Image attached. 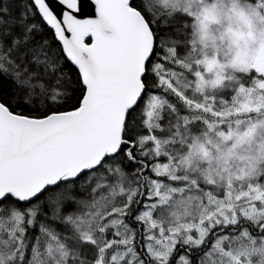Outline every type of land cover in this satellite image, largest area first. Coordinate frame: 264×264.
Segmentation results:
<instances>
[{
  "label": "snow or ice",
  "instance_id": "6c2138e0",
  "mask_svg": "<svg viewBox=\"0 0 264 264\" xmlns=\"http://www.w3.org/2000/svg\"><path fill=\"white\" fill-rule=\"evenodd\" d=\"M0 264H264V0H0Z\"/></svg>",
  "mask_w": 264,
  "mask_h": 264
}]
</instances>
